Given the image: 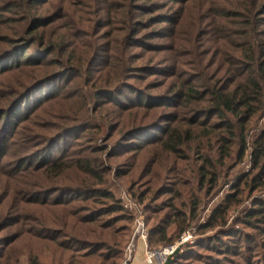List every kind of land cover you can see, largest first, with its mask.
<instances>
[{
	"label": "rangeland",
	"instance_id": "374dc122",
	"mask_svg": "<svg viewBox=\"0 0 264 264\" xmlns=\"http://www.w3.org/2000/svg\"><path fill=\"white\" fill-rule=\"evenodd\" d=\"M263 59L264 0H0V264H123L126 196L173 264H264Z\"/></svg>",
	"mask_w": 264,
	"mask_h": 264
},
{
	"label": "built area",
	"instance_id": "2783aa9c",
	"mask_svg": "<svg viewBox=\"0 0 264 264\" xmlns=\"http://www.w3.org/2000/svg\"><path fill=\"white\" fill-rule=\"evenodd\" d=\"M123 206L133 215L134 218L132 224V234L125 247V259L123 264H133L139 245L142 246L147 264H164L167 257L175 252L177 246L172 245L159 250L151 249L148 243L149 230L141 206L130 196L123 198Z\"/></svg>",
	"mask_w": 264,
	"mask_h": 264
},
{
	"label": "trees",
	"instance_id": "16d2710c",
	"mask_svg": "<svg viewBox=\"0 0 264 264\" xmlns=\"http://www.w3.org/2000/svg\"><path fill=\"white\" fill-rule=\"evenodd\" d=\"M261 70H262V86H263V89H264V59H263V61H262V63H261ZM251 83H252V85H253V90L256 92V93H258V91H261V87H259V83H257L256 81H251ZM245 98L246 97H243V98H241L240 100H238L235 104H234V101H231L230 99H223L222 101H221V103H222V105L223 106H225V107H227L228 109H230L231 111H233L234 110V108L235 107H245V106H247L248 104H249V100H253V99H250V97H247L248 98V100H245ZM222 108V107H221ZM220 108V109H221ZM6 116L7 115V113L5 112V113H3L2 114V116ZM0 117V120H2V118H4V117ZM5 121H4V124L7 126V127H10L11 126V124H10V122L8 121V118L7 117H5V119H4ZM264 154V153H263ZM256 158H257V156H256ZM56 169H59V166L57 165V167H56ZM60 169H61V167H60ZM84 170H86V171H88V172H90L91 171V169L89 168V167H86V165H85V168H84ZM92 172H94V170H92ZM222 213H224L225 214V210L224 209H218L217 211H216V213H215V215L214 216H212V220H213V218H217L216 216L217 215H220V214H222ZM129 216H130V219L132 220V222H133V215L131 214V213H129ZM208 226H212V225H208ZM157 230V229H156ZM154 231V229H152L151 230V233ZM132 232V231H131ZM150 233V232H149ZM157 234H158V237H159V239H158V241H162V242H165L166 240H169L168 239V234H167V231L165 230V229H162V230H158L157 231ZM152 235H155V233L153 234L152 233ZM130 236H131V234H130ZM130 236H129V239H130ZM129 239H128V241H129Z\"/></svg>",
	"mask_w": 264,
	"mask_h": 264
},
{
	"label": "water",
	"instance_id": "95a60500",
	"mask_svg": "<svg viewBox=\"0 0 264 264\" xmlns=\"http://www.w3.org/2000/svg\"><path fill=\"white\" fill-rule=\"evenodd\" d=\"M179 252H180V248H177L173 254L167 257L166 262L164 264H173L177 259Z\"/></svg>",
	"mask_w": 264,
	"mask_h": 264
},
{
	"label": "crops",
	"instance_id": "0c3cea01",
	"mask_svg": "<svg viewBox=\"0 0 264 264\" xmlns=\"http://www.w3.org/2000/svg\"><path fill=\"white\" fill-rule=\"evenodd\" d=\"M142 249V246L141 245H139V247H138V250H141ZM143 250V249H142Z\"/></svg>",
	"mask_w": 264,
	"mask_h": 264
}]
</instances>
